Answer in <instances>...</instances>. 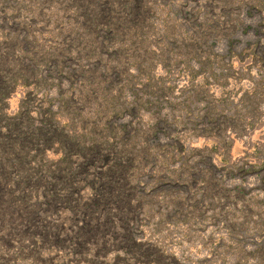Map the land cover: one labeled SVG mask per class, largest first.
I'll use <instances>...</instances> for the list:
<instances>
[{
    "label": "rangeland",
    "instance_id": "rangeland-1",
    "mask_svg": "<svg viewBox=\"0 0 264 264\" xmlns=\"http://www.w3.org/2000/svg\"><path fill=\"white\" fill-rule=\"evenodd\" d=\"M0 264H264V0H0Z\"/></svg>",
    "mask_w": 264,
    "mask_h": 264
},
{
    "label": "trees",
    "instance_id": "trees-1",
    "mask_svg": "<svg viewBox=\"0 0 264 264\" xmlns=\"http://www.w3.org/2000/svg\"><path fill=\"white\" fill-rule=\"evenodd\" d=\"M10 127L11 128H14L15 127V125H10ZM27 136H29V135H27ZM20 137V136H19ZM30 140V138L28 139V140H26V142L28 143V141ZM23 141V138H20L19 140H18V142H19V144H21V142ZM24 154L25 153H22V157L24 156ZM83 165L85 164V165H87V164H89V163H92V162H81ZM80 167H78V169L75 171V172H71V173H65V174H62V175H59L58 173H57V175H55V176H53L55 179H61L62 180V182L64 183V182H67L68 184L70 183L69 182V180H75V178H76V175H77V173H78V171L79 170H81V169H83V168H81V169H79ZM40 177H36L35 178V180L34 181H37L38 179H39ZM28 184V179H24V183L22 184V187H24L25 185H27ZM52 184H56L55 182H54V180L52 181ZM51 184V185H52ZM21 198H23V196H21ZM29 218H28V223H27V226H30V224H31V222H30V217H32L33 219H37V217L33 214V215H29L28 216ZM32 221V220H31Z\"/></svg>",
    "mask_w": 264,
    "mask_h": 264
}]
</instances>
